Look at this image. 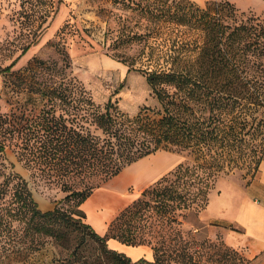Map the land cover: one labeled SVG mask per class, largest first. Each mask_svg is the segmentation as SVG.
<instances>
[{
    "label": "trees",
    "instance_id": "1",
    "mask_svg": "<svg viewBox=\"0 0 264 264\" xmlns=\"http://www.w3.org/2000/svg\"><path fill=\"white\" fill-rule=\"evenodd\" d=\"M61 1L39 0L46 4L42 21ZM168 1H154L151 31H122L113 45L138 42L128 66L139 62L134 69L144 74L156 106L131 116L109 98L101 108L78 81L62 75L28 87L41 102L36 111L21 106L0 112V152L11 146L32 182L64 193L53 209L42 211L28 182L11 173L17 183L6 206L0 187V264L36 250L39 237L58 239L71 228L90 232L94 256L87 264L219 262L217 244L196 234L217 181L240 172L249 184L264 158V19L226 0L203 7ZM161 150L185 159L97 233L80 205L125 167ZM110 238L149 246L153 260L133 261L109 248Z\"/></svg>",
    "mask_w": 264,
    "mask_h": 264
},
{
    "label": "rangeland",
    "instance_id": "2",
    "mask_svg": "<svg viewBox=\"0 0 264 264\" xmlns=\"http://www.w3.org/2000/svg\"><path fill=\"white\" fill-rule=\"evenodd\" d=\"M154 1L62 0L55 14L42 21L40 14L46 4L39 0H0V112L9 113L21 106L36 111L41 102L28 87L51 83L62 75L78 81L101 108L109 98L131 116L144 106H156L144 74L134 69L139 62H135L133 69L128 66L140 49L138 42L131 40L113 48L122 31L132 36L152 30ZM239 10L264 19L252 10ZM27 45L29 48L23 50ZM10 64L9 71H1ZM46 68L52 72H46ZM55 72L59 73L54 75ZM184 157L161 150L128 165L80 205L85 213L84 221L96 232L101 220L108 226L145 188L173 170ZM11 173L28 182L32 197L42 211L53 209L64 197L55 186L49 188L32 182L29 171L8 145L0 152V187L4 185L6 191L1 202L4 206L17 183L9 178ZM247 181L240 172L221 177L209 194L207 207L200 213L202 227L196 238L215 242L219 253V262L210 264H264L263 254L249 257L228 242L231 232L240 231L228 219L232 214L231 203L240 199ZM37 247L21 259L12 257L4 264H87L94 256L88 229L71 228L58 239L39 237Z\"/></svg>",
    "mask_w": 264,
    "mask_h": 264
},
{
    "label": "crops",
    "instance_id": "3",
    "mask_svg": "<svg viewBox=\"0 0 264 264\" xmlns=\"http://www.w3.org/2000/svg\"><path fill=\"white\" fill-rule=\"evenodd\" d=\"M198 5L208 1L221 0H190ZM233 3L238 9L252 10L264 16V0H226ZM141 160V159H140ZM232 214L230 219L238 232H231L232 238L228 241L235 248L243 251L249 257L264 255V158L251 182L242 191L240 199L231 203ZM101 220V218H100ZM96 227L97 233L103 235L107 230L104 220ZM109 248L124 253L133 261L144 258L153 260V251L149 246H131L110 238L107 240Z\"/></svg>",
    "mask_w": 264,
    "mask_h": 264
}]
</instances>
